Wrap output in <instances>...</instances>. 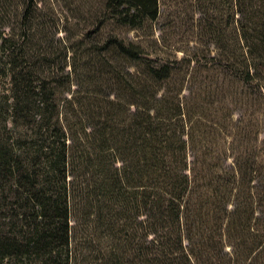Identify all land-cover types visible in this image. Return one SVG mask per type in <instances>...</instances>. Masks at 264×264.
Returning <instances> with one entry per match:
<instances>
[{
  "label": "trees",
  "instance_id": "16d2710c",
  "mask_svg": "<svg viewBox=\"0 0 264 264\" xmlns=\"http://www.w3.org/2000/svg\"><path fill=\"white\" fill-rule=\"evenodd\" d=\"M228 2L221 26L209 25L215 49L236 42L237 54L227 49L239 76L264 94V0ZM106 6L132 28L160 7L159 0ZM106 43L131 58L142 52L115 35ZM172 63L142 62L126 80L114 67V95L103 93L97 119L79 128L58 122L43 79L14 75L8 109L20 129L0 138V193H12L15 206L9 228L0 229V264H72L79 231L97 241L106 264H264V158L229 160L197 138ZM198 142L203 150L191 153Z\"/></svg>",
  "mask_w": 264,
  "mask_h": 264
},
{
  "label": "rangeland",
  "instance_id": "374dc122",
  "mask_svg": "<svg viewBox=\"0 0 264 264\" xmlns=\"http://www.w3.org/2000/svg\"><path fill=\"white\" fill-rule=\"evenodd\" d=\"M27 2L0 0V138H12L20 129L12 125L8 109L18 90L12 79L19 70L32 84L37 78L44 80L58 122H77L79 128L80 121L89 124L97 119L103 93L114 95L116 84L108 82L111 71L116 68L118 78L126 80L127 72L140 69L142 62L168 60L186 96L197 138L210 139L209 148L226 153L229 160L264 158V94L254 80L239 76L236 58L228 54L229 48L237 54L236 42L231 41L235 49L228 42L226 51H216L209 29L212 23L221 26L220 14L225 21L228 0H159L157 17L135 28L117 22L106 0H33L23 16ZM232 23L226 20L224 29L234 40ZM111 35L139 43L138 58L107 44ZM199 144L190 152L202 151ZM4 190L0 229L7 230L6 214L12 213L15 203L12 193ZM81 233L77 232L72 264H106L97 241L90 245Z\"/></svg>",
  "mask_w": 264,
  "mask_h": 264
}]
</instances>
